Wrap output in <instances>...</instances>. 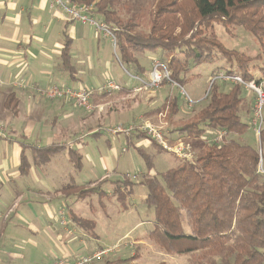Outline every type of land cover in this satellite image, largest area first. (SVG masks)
<instances>
[{
  "label": "trees",
  "instance_id": "1",
  "mask_svg": "<svg viewBox=\"0 0 264 264\" xmlns=\"http://www.w3.org/2000/svg\"><path fill=\"white\" fill-rule=\"evenodd\" d=\"M71 1L91 6V16L100 17L109 27L115 39L117 60L124 68L148 77L140 57L158 56L157 60L169 73L162 86L170 84L178 89L188 80L193 68L220 59L224 66L216 75H239L251 82L256 79L257 71H264L259 65L264 59V0H159V10L148 35L136 30L135 17L122 21L114 10L119 0ZM215 25L226 31L243 28L261 43L262 54L250 56L227 49L218 39ZM70 48V40L66 38L62 59L68 69ZM228 84L232 85L230 89L226 88ZM124 91L133 93L132 89L121 86L113 93ZM206 100V106L196 110L187 122L180 118L183 108L176 96H168L162 105L145 114L147 118L167 112L170 134L193 139L195 161H179L159 174L153 171L157 155L136 147L147 172L139 183L129 176H125L124 183L118 182L127 192L118 190L117 200L126 209L134 186L146 189L144 204L153 210L154 216L149 238L167 255L187 257L188 264H264V172L260 171L261 162L264 168V121L258 137L252 123L256 94L241 84L216 80ZM247 102L249 121L243 119ZM8 105L15 113L17 109L12 101ZM222 132H225L223 142H214V137ZM248 132L257 137V147L243 141ZM141 133L137 132L132 139L149 140L157 147V154L166 152ZM22 143L26 146L25 141ZM65 150L62 144L34 146L33 155L38 164L45 165ZM70 155L75 168L80 170L79 153L71 151ZM28 165L24 152L22 173L27 172ZM97 189L81 187L71 178L62 192L85 200ZM76 220L80 226L94 227L85 219ZM138 259L137 252L114 264H133Z\"/></svg>",
  "mask_w": 264,
  "mask_h": 264
},
{
  "label": "crops",
  "instance_id": "2",
  "mask_svg": "<svg viewBox=\"0 0 264 264\" xmlns=\"http://www.w3.org/2000/svg\"><path fill=\"white\" fill-rule=\"evenodd\" d=\"M67 1L60 0L61 3H58L56 0H0V264H54L56 261L74 264L77 260L98 251L101 237L96 232L97 220L87 219L85 213L90 215L88 210H91L95 215V211H98L93 203V198L97 196L100 209L107 214L104 205L106 198L117 200L118 190L125 194L127 190L119 183L105 179L108 174H117V168H113L105 157L101 169L94 165L93 161L89 162L90 168L85 176L79 177L80 180L77 175L63 174L57 163L59 156L67 153L73 161L70 152L77 151L82 159V168L78 171L82 174L85 171V155L83 156L81 151L88 153L91 149L89 142L84 143L77 139L69 145L64 143L69 135L68 131L78 129L84 122L87 124L88 121H94L96 129H88V138L99 140L101 132L98 127L104 118H110L112 114L117 113L123 124L130 125L141 117L146 118V113L159 107L152 102L156 97L151 96L144 101L151 109L141 112L140 115L138 111H133L130 105L119 107V104L134 99L136 88L142 85L121 86L124 89H132V94H126L125 91L107 93L104 90L106 84L113 80L107 78L109 74H104L103 61L106 59L109 62L115 56L117 63L124 69L117 60L115 43L105 32L72 19L65 6L69 5ZM66 38H69L71 43L69 69L65 67L62 59ZM152 56L155 55L140 57L146 70L152 64ZM135 76L140 78L142 75L135 73ZM145 80H148V77ZM87 82L89 85H95L91 86V103L96 108L91 112L93 117L81 116L80 120L74 121L78 127L72 126L73 122L69 120L70 110L67 108L69 104H75L74 102H54L42 94L51 86H87ZM141 91L142 89L139 90ZM141 93H144V90ZM40 98H45L47 103ZM8 101H12V105L16 106L15 113L9 108ZM51 103H55L54 109L58 108L64 112L67 121L71 123L67 130L47 120L45 125H41L42 115L51 112ZM107 107L112 113L110 110L105 111ZM146 119L155 122L156 115ZM88 125L91 127L90 123ZM168 132L170 133V130ZM136 134L124 137L129 146L138 141L132 139ZM170 138L176 139V134H170ZM118 140L124 142L121 137ZM24 141L26 146L22 143ZM148 142V150L157 151V147ZM53 144L65 145L66 150L47 164H38L33 155L34 146ZM77 144H80L81 148L76 147ZM106 145L110 148L112 143L106 139ZM121 150L126 151L125 146ZM148 150L146 151L149 153ZM24 152L29 164L25 174L21 171ZM171 157L175 159L173 155ZM25 178L30 180V184L22 182ZM71 178L81 187L99 189L85 200L76 194L68 197V193L62 192V189ZM101 183L103 185L100 187ZM36 184L40 188H34ZM105 184L113 187L108 193L103 190ZM88 202L91 204L86 207L84 204ZM118 203L121 208L119 211L125 212L129 209L127 201L126 209L119 201ZM79 206L84 208V211L80 210L83 216L76 212V207ZM61 209H66V221L72 225L70 230L64 229L66 226L58 217ZM76 219L92 222L94 227L89 224L80 226ZM125 237H128V234ZM140 238L142 236L134 237L136 245L144 242ZM137 261L133 264H138Z\"/></svg>",
  "mask_w": 264,
  "mask_h": 264
},
{
  "label": "rangeland",
  "instance_id": "3",
  "mask_svg": "<svg viewBox=\"0 0 264 264\" xmlns=\"http://www.w3.org/2000/svg\"><path fill=\"white\" fill-rule=\"evenodd\" d=\"M158 2L159 0H119L117 2L119 4L114 8V10L118 11V14L121 16L123 22L135 17L137 19L136 30L142 32L145 35H148L151 31L153 18L156 16L157 11L159 10V5H157ZM90 18L95 19L97 22L99 21V18L94 15L92 17L90 16ZM214 28L218 39L224 44L227 49L245 53L250 56H255L259 53L262 54L263 49L261 43L252 34L247 32L243 28H235L229 31H226L219 25H215ZM108 57H110V55ZM151 59H154V62L151 61L152 64H149V67L147 66V81L145 80V76H141L138 79V77L135 76L134 70L121 68L117 63L115 56H113L111 61L109 62H107L106 59L105 61H103L105 64V70L103 71L106 76L107 74H109L107 76L108 79L113 80L117 84L120 83L119 85L123 87H133L136 85L140 86L142 84V86L136 88L137 94L135 95V98L131 99V101L123 102L124 104H119V107H126L127 105H130L131 109L133 111H138L140 115L143 112H147L148 109H151L149 107V104H144V101L146 99L148 100L150 96L156 97V100L152 102L153 104H158L157 106H160L167 96H176L180 99V104L183 108L180 116L183 122H187L188 119H190L195 114V112L206 106V99L208 97V94L210 93V89L212 88V83L210 82L213 78L216 77L218 69L224 66L222 59H220L216 60V62L213 64H203L196 68H193L188 76V80L183 83V86L175 89L173 88V85L162 86V83L158 86L152 85V76L155 69L154 64L155 61L158 60L157 56H152ZM147 62L149 63L150 60ZM262 62L263 63H260L259 65L264 68V59ZM256 73L257 74H255L254 76L256 79L264 78V71L261 70L257 71ZM86 84L87 86L79 85L69 87H81L85 89L87 88V90L90 89L89 91L92 93L91 90L95 85H89V82H87ZM217 84L222 85L220 82H217ZM230 87H232V85L228 84L226 88L230 89ZM140 89H142V91L144 90V93H141L142 91L139 92ZM44 97L48 99L46 96ZM45 98H40V100H42L44 103H47L45 101ZM187 99L194 103L195 106H187ZM247 101L249 102L248 99ZM248 102L245 105L246 110L244 111L243 116V119L245 121H249L247 116ZM49 105H52L49 106L52 107L51 112H47L46 114L42 115L41 125H45L47 120L53 125L56 124V126L58 127L62 126L65 130H67L71 126V123L67 121L65 113L58 108L54 109L55 103H51ZM67 108L68 110H70L69 120L73 122L72 126L75 125L76 127H78V124L74 123V121L80 120L81 116L93 117L91 112L80 108L73 103L69 104ZM109 110L110 109L108 107L105 109L106 112ZM110 112L112 113V110H110ZM142 118L146 120L145 117H141L136 122L140 121ZM157 118L158 115L156 116L155 122H158ZM89 123L91 124V127H89ZM118 125L126 124H123L122 121H120L119 115L117 113L112 114L110 118H104L100 123V127H98L101 132V137L99 140H90L93 138H88V129H96L94 121H88L87 124L84 122L78 129H70L68 131L69 135L67 136L64 143H67L69 145L77 139L84 141V143L89 142L91 149L88 151V153H85V151H81L83 153V156L85 155V171L83 173L81 172L82 174H80V171L75 170L74 163L73 161H71L67 153L59 156L57 163L62 169V173L77 175L78 180H80L79 177L85 176V173L90 168L88 165L89 162L93 161V164L101 169V167H103V162H105V159L103 160V157H105L113 165V168H117V174L106 175L105 179H108V182L124 183L125 176H129L130 178L135 177L137 183L141 182L144 174L147 172V166L137 152V148L148 150L149 140H138L135 145L129 146L128 143H126L128 141H126L125 139L127 138V136H112L106 132V129L114 128ZM169 129H171L170 126L168 128V131ZM119 137L123 138L124 142H120L118 140ZM106 139H108L112 143V146L110 148H108V146L106 145ZM243 141L252 146H258V139L253 134V132H248L243 137ZM124 146L126 151L121 150V148H123ZM76 147L81 148V145L77 144ZM148 151L149 153L154 152L155 154L158 152V149L157 151ZM109 157H113L114 159H111ZM175 159L172 158L171 155L167 152L158 154L155 159V169L153 171L159 174L166 172L173 166L179 164V161ZM22 182L30 184V180L28 178L22 179ZM60 184L61 183H59L58 186H60ZM34 188H40V186L36 184V186L34 185ZM112 188L113 187L110 184H105L103 190L108 193ZM145 197L146 189L143 186L135 185L133 195L127 198L129 209L125 212L119 211L121 210V208L118 201L106 198L104 205L106 207L107 214L102 210V208L100 209L98 204V197L96 196L93 198V203L98 211H95V215H93L92 211L88 210L90 215L88 213H85V217L87 219L97 220L96 232L100 235L101 238L99 243L100 247L98 246L100 249L89 256H93L96 252L101 251V249L106 251L107 254L109 253L106 256L104 255L100 260H95V264H114V261L118 259L130 258L137 252L139 255V260L137 261L138 264H188L187 258L167 256L150 240L149 233L152 230L151 224L153 222L154 216L153 210L148 209L143 202ZM95 198L97 201L95 200ZM90 204L91 202H88L84 205L86 207H89ZM76 208V212H79L80 216H83L80 213V210L82 209V211H84V208H81L80 206ZM64 229L70 230L72 229V225H68V227H65ZM127 234L128 237H125ZM136 236H142V238L140 239L144 240V242L140 245H136V240H134V237Z\"/></svg>",
  "mask_w": 264,
  "mask_h": 264
},
{
  "label": "built area",
  "instance_id": "4",
  "mask_svg": "<svg viewBox=\"0 0 264 264\" xmlns=\"http://www.w3.org/2000/svg\"><path fill=\"white\" fill-rule=\"evenodd\" d=\"M58 3H61L60 0H56ZM69 1V5H65L68 12L71 13L72 19L79 20L83 24H90L94 26L98 31H103L109 36L111 34L108 31V27L102 21H96L93 18H90V11L92 9L91 6H84L77 3H73L71 0ZM72 5V7H71ZM89 12V13H88ZM92 17V16H91ZM112 37V36H111ZM114 43L115 39L112 37ZM155 69L152 76V85H160L163 80L169 79V73L165 69L164 65L159 61H155ZM164 76V78H163ZM163 78V80H162ZM216 80H222L228 83L233 84H241L246 89H249L251 92L256 94V101L253 108V119L252 123L254 126V131L257 133L258 137L260 136L261 127L264 121V78L255 79L251 82H246L239 75H225L223 73L216 75L215 78L212 79L210 83H214ZM104 90L109 93L117 92L120 90V86L114 82L109 81ZM44 96H46L49 100L60 101V100H68L75 103L76 106L83 108L89 112H93L95 110V106L91 103V95L92 93L85 88H72V87H59V86H51L42 92ZM187 106L193 107L194 103H192L189 99L186 101ZM167 112H162L158 115V122H152L149 120H144L143 118L133 124L130 125H118L114 128L106 129V132L112 136L125 135L127 137H131L135 133H145L149 138L157 143L158 146L163 148L167 153L173 155L179 161H188L193 162L195 159L194 153V144L193 139L189 137H182L171 139L170 133L168 132V121L166 118ZM225 132L218 133L217 136L214 137L213 141L219 143L223 140ZM263 164L260 163V171H263ZM136 180V178H133ZM66 209H61L58 212V217L61 220L62 224L68 227L69 222L66 221ZM109 254V253H108ZM106 251L101 250L96 252L93 256H86L82 259L77 260L74 264H95L97 260H100L104 255H108ZM96 260V261H95ZM95 261V262H93ZM54 264H68L65 261H56Z\"/></svg>",
  "mask_w": 264,
  "mask_h": 264
},
{
  "label": "bare ground",
  "instance_id": "5",
  "mask_svg": "<svg viewBox=\"0 0 264 264\" xmlns=\"http://www.w3.org/2000/svg\"><path fill=\"white\" fill-rule=\"evenodd\" d=\"M65 1V0H64ZM68 2V1H67ZM52 8V7H51ZM53 10H55V9H53ZM65 13V12H64ZM109 28V27H108ZM103 32V31H102ZM139 79V78H138ZM163 83V82H162ZM142 85V84H141ZM262 126H263V124H262ZM140 133V132H139ZM223 133V132H222ZM142 134V133H141ZM227 134V133H226ZM224 138L225 137H223V140H224ZM223 142V141H222ZM221 143V142H220ZM195 161V160H194Z\"/></svg>",
  "mask_w": 264,
  "mask_h": 264
}]
</instances>
